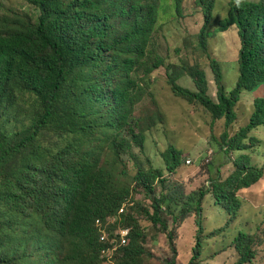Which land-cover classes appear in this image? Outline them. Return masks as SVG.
I'll list each match as a JSON object with an SVG mask.
<instances>
[{
	"label": "trees",
	"instance_id": "trees-1",
	"mask_svg": "<svg viewBox=\"0 0 264 264\" xmlns=\"http://www.w3.org/2000/svg\"><path fill=\"white\" fill-rule=\"evenodd\" d=\"M25 1L38 14L37 22L18 14L0 16V264H142L144 255H150L144 229L125 210L116 212L132 191L122 155L135 158L134 144L145 151V130L136 129L135 116L145 91L133 73L142 69L148 77L165 64L156 53L155 34L168 0ZM170 1L181 17L185 0ZM196 5L203 14L198 47L209 61L215 98L209 96L206 74L197 66H175L172 73L168 69L171 91L203 108L211 124L223 120L219 144L226 153L246 150L259 142L249 132L264 124V96L253 100L248 121L232 135L228 127L237 117L240 95L264 87V0H228L227 14L218 21L217 32L234 26L240 44L237 79L228 91L218 62L208 53L206 29L215 0H197ZM186 75L194 90L178 82ZM24 97L32 108L30 122L11 130L5 122L24 112L19 102ZM100 127L106 133L92 138ZM49 133L63 140L56 150L44 143ZM161 155L170 173L183 164V151L173 144ZM146 157L148 167L140 166L133 180L153 191L156 179L166 182L165 170ZM233 167L211 188L215 203L230 219L242 207L237 192L264 175V164L251 163L246 153L234 159ZM205 193L199 191L197 213ZM167 199L165 193L154 198L150 219L167 232L171 251L177 254L173 232L161 216ZM192 211L188 204L173 215L175 228ZM114 215L119 216L112 228L121 224L131 231L128 243L109 260L101 256L96 220L105 222ZM197 225L200 234V218ZM251 241L247 232L237 233L235 264L250 262ZM201 246L198 235L189 264L201 255ZM175 262L176 257L167 264Z\"/></svg>",
	"mask_w": 264,
	"mask_h": 264
},
{
	"label": "rangeland",
	"instance_id": "rangeland-1",
	"mask_svg": "<svg viewBox=\"0 0 264 264\" xmlns=\"http://www.w3.org/2000/svg\"><path fill=\"white\" fill-rule=\"evenodd\" d=\"M196 2L197 0H185L181 17L176 15L172 1L165 2L167 5H164L165 9L163 8L155 34V50L164 58L165 64L148 77H144L142 69L133 73L145 91L144 98L135 107V116L138 118L136 129L145 130L146 139L144 152L134 144L132 151L136 155L135 158L129 154L122 155L129 180L132 182L131 194L124 204L125 212L138 220L146 234L145 246L150 255H144L142 264H167L168 260L175 257V264H189L198 235L202 242L201 255L192 264H235L239 255L234 238L239 231L247 232L252 239L254 255L246 264H264V175L262 180L237 192L243 204L237 215L231 219L227 210L221 204L215 203L211 191L213 182L221 181L230 174L234 168L233 161L238 155L246 153L251 163L261 166L264 160V124L249 132V135L259 139L258 143L246 150H231L226 153L219 144L220 134L224 130L223 120L211 124V117L203 108L188 104L175 96L170 89L168 69L169 73H172L175 66H197L207 75L208 93L215 98L216 87L209 61L198 47L203 14ZM227 10L228 0H215L213 18L206 30L209 33L208 53L218 62L225 89L228 91L233 87L237 76L240 44L234 26L225 32L216 30L218 21L226 16ZM12 14L22 15L32 22L38 20L34 7L27 1L0 0V16ZM179 83L186 88H194L192 79L187 75L183 76ZM245 94L247 99L251 97L249 92ZM24 101L28 102L27 97L20 98L19 101L24 112L17 119L6 121L7 128H21L30 122L32 108L24 104ZM236 109L238 116L228 127L229 135L247 122L246 118L250 112V107L242 105ZM106 131L100 127L91 137L104 135ZM43 140L46 145L54 146V150L63 143L58 134L54 133H49ZM170 144L183 151V164L172 173L165 170L161 155ZM146 156L152 159L154 166L165 170L166 182L156 179L153 191L133 180L140 166L148 167ZM187 159L191 160L190 164ZM202 189L206 193L201 201L202 209L197 213L195 209L199 191ZM162 193L167 194L168 199L162 204L161 216L168 222V231L173 232L177 254L171 251L167 232H163L159 224H154L150 219L153 200ZM188 204L193 211L175 228L173 215L180 214L181 209ZM167 205H170L171 209L166 208ZM116 213H119V210ZM198 218L203 226L200 234Z\"/></svg>",
	"mask_w": 264,
	"mask_h": 264
},
{
	"label": "built area",
	"instance_id": "built-area-1",
	"mask_svg": "<svg viewBox=\"0 0 264 264\" xmlns=\"http://www.w3.org/2000/svg\"><path fill=\"white\" fill-rule=\"evenodd\" d=\"M187 163L190 164L191 160L187 159ZM124 210L125 208L122 206L118 214L123 213ZM118 216L119 215L109 216L105 222L100 218L96 220V225L100 231V241L103 243L101 256L106 257L109 260L119 247L128 243V236L131 231V227L129 226L118 225L115 228L111 227V225L117 222ZM109 227H111V229H109Z\"/></svg>",
	"mask_w": 264,
	"mask_h": 264
},
{
	"label": "crops",
	"instance_id": "crops-1",
	"mask_svg": "<svg viewBox=\"0 0 264 264\" xmlns=\"http://www.w3.org/2000/svg\"><path fill=\"white\" fill-rule=\"evenodd\" d=\"M206 79H207V75H206ZM236 79H237V76H236ZM236 79H235V81H236ZM179 82V81H178ZM207 83H208V80H207ZM194 84V83H193ZM234 84H235V82H234ZM233 84V85H234ZM171 89V88H170ZM189 89H192V90H194L195 89V85H194V88H189ZM172 92V91H171ZM250 93V95L249 96H251L249 99H247V97L248 96H245L246 94H245V92H243L241 95H240V99H239V101L237 102V105H236V107L238 106V107H241V105H242V107H250V112L248 113V115H247V117L248 118H246V120L248 121V119H249V116H250V114H251V112H252V104H253V100L255 99V98H257V97H262V96H264V87L263 86H260L258 89H256L255 91H253V92H249ZM209 94V93H208ZM245 94V95H244ZM210 96V95H209ZM211 98H213L214 99V96L212 97V96H210ZM244 101V102H243ZM242 103V104H241ZM246 106H245V105ZM236 107H235V110H236V113H237V109H236ZM238 116V115H237ZM264 164V160H262V162H261V165H263ZM260 180H262V178L260 179ZM243 204V203H242Z\"/></svg>",
	"mask_w": 264,
	"mask_h": 264
}]
</instances>
